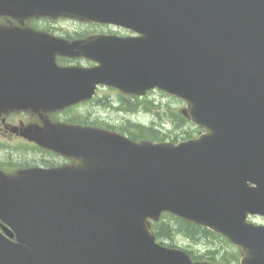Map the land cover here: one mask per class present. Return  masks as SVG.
<instances>
[{"label": "water", "instance_id": "95a60500", "mask_svg": "<svg viewBox=\"0 0 264 264\" xmlns=\"http://www.w3.org/2000/svg\"><path fill=\"white\" fill-rule=\"evenodd\" d=\"M14 18L112 24L137 37L66 42L0 28V107L56 110L96 85L185 102L204 130L178 144L135 142L94 128L49 126L42 146L75 160L0 175V264H206L156 242L168 213L264 264V0H0ZM93 68H61L54 55Z\"/></svg>", "mask_w": 264, "mask_h": 264}, {"label": "flooded vegetation", "instance_id": "af4514ba", "mask_svg": "<svg viewBox=\"0 0 264 264\" xmlns=\"http://www.w3.org/2000/svg\"><path fill=\"white\" fill-rule=\"evenodd\" d=\"M53 20L42 19L24 20L18 22L10 17L0 16V25L6 27H17L20 29L31 28L34 32L49 34L55 37L64 38L68 41L84 39L94 35V32L79 30H58L46 23H53ZM43 23V26H38ZM93 26V25H89ZM55 61L60 67H90L91 63L81 58H67L56 56ZM126 99V98H125ZM85 104V103H84ZM83 104L66 108L64 110H9L0 108V173L14 177L22 171L29 169L52 170L63 166L71 165L73 160L70 157L59 154L55 151L43 148L33 136L39 129L45 130L49 124H65L85 126L88 123V112L79 113L76 119L64 120L61 114L72 110L80 111ZM78 114V112H77ZM7 225L0 222V228Z\"/></svg>", "mask_w": 264, "mask_h": 264}, {"label": "rangeland", "instance_id": "374dc122", "mask_svg": "<svg viewBox=\"0 0 264 264\" xmlns=\"http://www.w3.org/2000/svg\"><path fill=\"white\" fill-rule=\"evenodd\" d=\"M50 25H56L57 28L63 30H79V31H90V32H110L109 28H102L100 26H89L83 25L73 21L62 22V20H57L53 23H46L45 26L50 27ZM38 26H43V23H39ZM117 94L115 91L111 89L100 88L97 91V95L95 96V100L92 102H88L87 104H83V107L80 111L72 110L70 112H66L60 115V118L64 120L76 119L79 116V113L88 112V124L93 125L92 127L110 130L114 132H120V128L129 129L127 127V121L130 123H140L146 126L157 127L161 131L159 135V139L162 138L163 141L167 142H183L184 132L189 134L188 139H192L197 137L203 131L196 127L191 122L180 123L176 117L180 115V109L184 107L183 101L166 95L160 91H152L149 92L146 96V100L140 101L146 105H140L136 113L126 114L125 112H117L114 108H109L108 103L110 102L108 99H112L114 106L116 107V103L118 101ZM109 101V102H107ZM149 101V102H148ZM107 102V103H106ZM152 102V104H151ZM151 104V105H150ZM82 111V112H81ZM78 112V114H77ZM181 116V115H180ZM107 127H111L113 129H108ZM130 130V129H129ZM134 132L135 130H130ZM163 136V137H162ZM145 139V138H143ZM254 222L256 223H264V220L257 219ZM166 245L171 247H175L178 249H182L188 252L194 253H202L203 249L200 244H195L193 242H189L181 236H175L171 241H165ZM218 242L216 243V245ZM220 244H218L219 246ZM226 249H231L233 246L224 245ZM235 248V247H233ZM237 249V248H236ZM240 257V256H239Z\"/></svg>", "mask_w": 264, "mask_h": 264}, {"label": "trees", "instance_id": "16d2710c", "mask_svg": "<svg viewBox=\"0 0 264 264\" xmlns=\"http://www.w3.org/2000/svg\"><path fill=\"white\" fill-rule=\"evenodd\" d=\"M124 105L126 106L128 111H133L136 110L140 105L145 104L141 103L140 101H135V105L126 104V102L124 103ZM176 117L180 123L187 122L180 115H176ZM156 128L157 127L153 126L144 127L139 124L134 126V132L129 131V129H127L126 131L128 137L133 140H141L145 138L153 142L162 141V138L159 139L161 131ZM184 136L185 137H183V140L189 138V134H187V132H184ZM151 230L154 232L157 240L162 244L165 241L173 240L175 236H181L189 242L200 244L203 249L202 253L188 252L189 256L194 261L236 264L240 256V252L238 249L231 247V249L228 250L225 248L224 245L230 246V244L221 236L205 228L186 223L171 216H164L160 220V222L153 223L151 225ZM217 242L218 244H220L219 246L218 244L216 245Z\"/></svg>", "mask_w": 264, "mask_h": 264}]
</instances>
